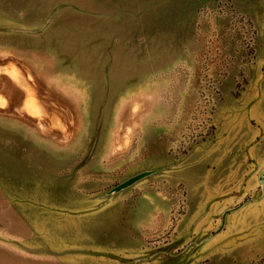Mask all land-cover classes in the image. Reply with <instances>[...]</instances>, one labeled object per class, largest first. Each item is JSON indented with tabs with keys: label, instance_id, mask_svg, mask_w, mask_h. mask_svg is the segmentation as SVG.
Wrapping results in <instances>:
<instances>
[{
	"label": "rangeland",
	"instance_id": "1",
	"mask_svg": "<svg viewBox=\"0 0 264 264\" xmlns=\"http://www.w3.org/2000/svg\"><path fill=\"white\" fill-rule=\"evenodd\" d=\"M257 70L264 0H0V264H264Z\"/></svg>",
	"mask_w": 264,
	"mask_h": 264
},
{
	"label": "crops",
	"instance_id": "2",
	"mask_svg": "<svg viewBox=\"0 0 264 264\" xmlns=\"http://www.w3.org/2000/svg\"><path fill=\"white\" fill-rule=\"evenodd\" d=\"M260 69V67L258 68ZM253 72V71H251ZM236 72L235 69L229 70L227 77L224 78L219 83V90H220V102L221 103H229V102H235L237 99V94L234 89V79ZM264 76V73L260 76L258 70L256 71V77L253 78L251 75V79L253 80L250 84L251 90L249 94V101L252 102H258V101H264V87L261 83L258 82L257 79H261ZM264 78V77H263ZM256 79V80H255ZM193 101L195 99L194 92L192 93V90L190 89V85L188 83V87L182 89V91L176 95L174 98V101H180L182 103L186 102L187 100ZM158 101V99H156ZM162 100V99H161ZM160 100V101H161ZM173 100V99H170ZM155 101V103L157 102ZM218 116L216 118V139L220 141V137L222 138L225 136V132L223 131V118H231L234 116V113L229 110H222L218 109ZM181 108L177 109L174 113V111H163L161 110H155L153 113V116L145 115L144 118H153L152 128H147V124L149 125V121L146 120L144 128L142 130L141 138L148 144V148L146 149V157L147 158H154L159 156V151L164 150L165 147L168 145L169 140L172 139L175 135L177 136L179 132H181L182 124H183V117H181ZM204 145H200L199 147L195 148L191 155H188V158H191L192 155H198L201 150H203ZM155 151L157 154H155ZM165 154V153H164ZM193 159V158H192Z\"/></svg>",
	"mask_w": 264,
	"mask_h": 264
},
{
	"label": "built area",
	"instance_id": "3",
	"mask_svg": "<svg viewBox=\"0 0 264 264\" xmlns=\"http://www.w3.org/2000/svg\"><path fill=\"white\" fill-rule=\"evenodd\" d=\"M209 132H210L209 127H204L203 131L200 132V136H201V138H202L203 136H204V137L207 136ZM193 140H194V137H193L192 139H190V138H185V141H184V143L182 142V144H187L188 142H192Z\"/></svg>",
	"mask_w": 264,
	"mask_h": 264
}]
</instances>
